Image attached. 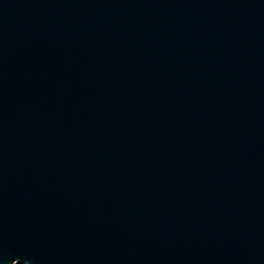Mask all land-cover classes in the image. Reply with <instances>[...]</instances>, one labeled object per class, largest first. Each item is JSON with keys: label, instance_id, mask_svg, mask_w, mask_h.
Wrapping results in <instances>:
<instances>
[{"label": "water", "instance_id": "1", "mask_svg": "<svg viewBox=\"0 0 264 264\" xmlns=\"http://www.w3.org/2000/svg\"><path fill=\"white\" fill-rule=\"evenodd\" d=\"M0 264H264V0H0Z\"/></svg>", "mask_w": 264, "mask_h": 264}]
</instances>
